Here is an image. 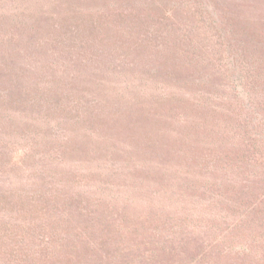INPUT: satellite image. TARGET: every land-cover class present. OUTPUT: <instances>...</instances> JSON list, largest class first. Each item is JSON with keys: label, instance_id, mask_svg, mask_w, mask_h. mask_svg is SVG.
I'll return each mask as SVG.
<instances>
[{"label": "trees", "instance_id": "trees-1", "mask_svg": "<svg viewBox=\"0 0 264 264\" xmlns=\"http://www.w3.org/2000/svg\"><path fill=\"white\" fill-rule=\"evenodd\" d=\"M0 264H264V0H0Z\"/></svg>", "mask_w": 264, "mask_h": 264}]
</instances>
